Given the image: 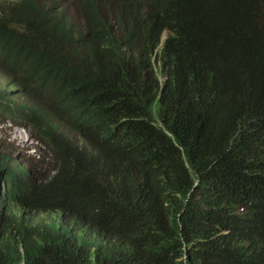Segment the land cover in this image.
<instances>
[{
    "label": "trees",
    "instance_id": "1",
    "mask_svg": "<svg viewBox=\"0 0 264 264\" xmlns=\"http://www.w3.org/2000/svg\"><path fill=\"white\" fill-rule=\"evenodd\" d=\"M0 70L55 106L0 108L49 157L0 149V209L66 225L0 218V264H264V0H24L0 7Z\"/></svg>",
    "mask_w": 264,
    "mask_h": 264
},
{
    "label": "clouds",
    "instance_id": "2",
    "mask_svg": "<svg viewBox=\"0 0 264 264\" xmlns=\"http://www.w3.org/2000/svg\"><path fill=\"white\" fill-rule=\"evenodd\" d=\"M142 3L147 4L149 2H154L157 0H140ZM24 0H0V7L4 6H13L17 5L19 6L20 3L22 4ZM169 36V32L166 30L160 31L157 41L155 45L151 48V54L153 59H160L162 57V54L164 53L166 49V40ZM158 63L153 70L158 72V78L157 81L159 83V88L162 89L164 87V83L167 80L171 79L172 71L174 69V65L172 64L171 67H160V72L158 71ZM45 105L42 106L33 96H30L27 93V90L16 83L14 80H12L10 77L6 75L5 72L0 70V108L6 109V110H15L16 108H21L26 110L25 116L28 118H46L48 117L49 111H55L54 103L50 100V97H44ZM32 121H26L24 123H11L9 121H4L0 118V125L10 124L12 126H19L24 127L30 131L32 136L33 133H38L35 129L31 127ZM53 131L52 133L55 136H66V128H64L62 125H58L57 122L52 121L51 123ZM77 139L75 137H70L69 142L76 146L78 150L81 151H87L88 153L92 154L94 153V150L89 146V144L81 137ZM12 140L14 139L13 135H11ZM35 138V135L33 136ZM5 144L3 147H14L13 145L15 142H11V138L7 135L5 136ZM3 151V150H0ZM21 153V152H20ZM22 154V153H21ZM18 155V154H17ZM25 157L26 159H32L27 155H23L22 157ZM21 157V156H20ZM3 187L0 185V191H2ZM51 217V220H48V218ZM0 218L5 219L7 221H13L15 220L17 224L22 225L26 228V226L30 227H37V226H51L52 230L55 231H61L65 228L66 225H64L56 216L52 215H36L34 217H28L26 213L22 210V205L15 204L13 201H9L5 204V207L3 206L0 209Z\"/></svg>",
    "mask_w": 264,
    "mask_h": 264
},
{
    "label": "rangeland",
    "instance_id": "3",
    "mask_svg": "<svg viewBox=\"0 0 264 264\" xmlns=\"http://www.w3.org/2000/svg\"><path fill=\"white\" fill-rule=\"evenodd\" d=\"M33 134L36 136L37 133ZM6 135L10 137L11 140V135H13L14 139L11 142H15L13 145L15 149L23 155L33 158L34 162H38L40 160L45 162L48 161V150L45 149V144L38 138H33L34 135L32 136L28 129L19 126H12L10 124L0 125V149H2L5 144ZM41 168L42 172L50 174V166L44 165ZM51 219V217L48 218V220Z\"/></svg>",
    "mask_w": 264,
    "mask_h": 264
}]
</instances>
